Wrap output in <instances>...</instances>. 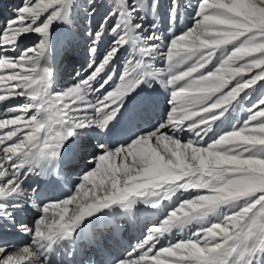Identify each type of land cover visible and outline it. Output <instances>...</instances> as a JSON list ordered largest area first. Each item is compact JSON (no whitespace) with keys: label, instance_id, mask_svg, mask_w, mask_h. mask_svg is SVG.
Wrapping results in <instances>:
<instances>
[{"label":"snow or ice","instance_id":"snow-or-ice-1","mask_svg":"<svg viewBox=\"0 0 264 264\" xmlns=\"http://www.w3.org/2000/svg\"><path fill=\"white\" fill-rule=\"evenodd\" d=\"M0 264H264V0H20Z\"/></svg>","mask_w":264,"mask_h":264},{"label":"rangeland","instance_id":"rangeland-1","mask_svg":"<svg viewBox=\"0 0 264 264\" xmlns=\"http://www.w3.org/2000/svg\"><path fill=\"white\" fill-rule=\"evenodd\" d=\"M165 4H167V0H163ZM20 0H0V21L7 19L12 14V9L19 5ZM79 67V65H77ZM58 78L60 79H67V77L64 74L63 66H60L59 69V75ZM79 173L74 174L73 179H76ZM144 221V222H143ZM147 221V222H146ZM143 225L148 224L150 226L151 224V218H144V215L141 214V219L139 223H142ZM138 223V224H139ZM140 235V234H139ZM137 235V236H139ZM18 243H23L22 240H18Z\"/></svg>","mask_w":264,"mask_h":264},{"label":"bare ground","instance_id":"bare-ground-1","mask_svg":"<svg viewBox=\"0 0 264 264\" xmlns=\"http://www.w3.org/2000/svg\"><path fill=\"white\" fill-rule=\"evenodd\" d=\"M56 194L58 195L59 193H56ZM142 215H144V214H142ZM143 222L139 223L136 226H133L132 228L129 229V231L127 232V234L125 236V245H127V243L129 241L132 243L135 242V238L138 237L137 235H139L141 230H143V228H144Z\"/></svg>","mask_w":264,"mask_h":264}]
</instances>
